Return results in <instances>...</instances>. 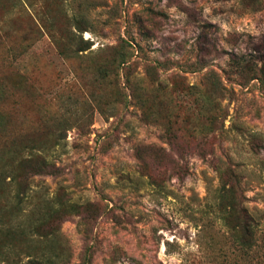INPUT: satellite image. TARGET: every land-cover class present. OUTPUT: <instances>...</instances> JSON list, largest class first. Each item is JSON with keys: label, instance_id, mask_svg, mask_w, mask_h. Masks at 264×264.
Wrapping results in <instances>:
<instances>
[{"label": "rangeland", "instance_id": "1", "mask_svg": "<svg viewBox=\"0 0 264 264\" xmlns=\"http://www.w3.org/2000/svg\"><path fill=\"white\" fill-rule=\"evenodd\" d=\"M29 146L52 170L23 226L60 200L94 211L64 216L60 264H264V0H0V174L30 172Z\"/></svg>", "mask_w": 264, "mask_h": 264}, {"label": "trees", "instance_id": "2", "mask_svg": "<svg viewBox=\"0 0 264 264\" xmlns=\"http://www.w3.org/2000/svg\"><path fill=\"white\" fill-rule=\"evenodd\" d=\"M76 45L78 46L76 53L85 51L86 49L90 48V44L87 41L83 40L82 37L79 38V41L76 43ZM126 62L127 54L124 53H118L116 59L113 60V64L116 63L117 70L120 69L122 65H125ZM214 81L215 90L221 92L222 88L219 86L216 79H214ZM206 99L208 98L205 97L204 102L210 103L209 100ZM126 100L127 98L125 97L124 101ZM216 120V117H214V119H210L209 131L211 133L213 132L211 126L215 123ZM59 126L63 129L65 124L60 123ZM56 132L57 134L55 135V146L60 144V141L64 139V133H61L60 129H57ZM210 132H206L207 134L203 137L208 138V134ZM167 139L169 145H174L179 140L178 136L175 135L171 130L167 133ZM25 148L30 149L29 152L35 159V164L31 167V171L25 172L21 177L14 175L6 169H4V171L0 174V187L5 184L10 188L11 192H13L11 193L12 195L9 194L7 199L4 200L3 197L0 196V242L4 240L0 247V264H60L59 262L64 260L63 258L67 254L66 249L64 248V246L62 247V245H59L57 247H59L61 251H58L59 249L57 250L53 245H55V243L57 242V238L59 237V227L63 221L64 216L79 213L81 222L86 223L89 220L93 219L94 211L91 210V212L88 213V209H91V206L89 204L78 206L60 200L58 201V207L50 206L47 211L41 215L40 218L32 222H26L25 226H23L21 218L23 219L22 216L24 214L25 217L27 216L26 208L27 206H29V193L31 191L29 180L31 179V176L46 175L49 174L52 170V166L44 158H42V155H40L39 153H33L32 146ZM149 153L153 154V151L149 150ZM151 154L148 155L152 159ZM223 191H225V195L227 193L229 194L226 198L220 197L221 201L225 203V208H227L228 215L233 217L235 221V224L231 227V230L235 231L239 227V225L237 224L241 223V217H245V224L242 227L244 235L234 236L235 243L240 248H254L256 245L255 235L258 232V224L253 218H250L247 215L246 210L240 208L238 201L235 199L233 193H231V190L229 188L223 187ZM24 203L26 204V206L24 205ZM8 206L10 207L8 208ZM225 224L229 225V222ZM87 231L88 229L86 230V232ZM16 236H20L21 239L27 242L39 241L40 243H43V245L45 244L48 247L43 248L39 251L34 249L35 251L32 253L29 251L30 249L28 245L26 248L24 247L22 251L19 252L17 250L15 240H13ZM20 257L26 258L25 261L20 260ZM89 262V252H87L86 250V254L84 256L82 264H88Z\"/></svg>", "mask_w": 264, "mask_h": 264}]
</instances>
